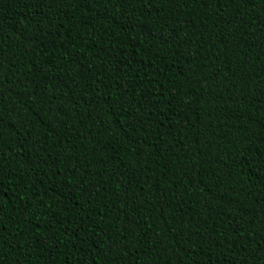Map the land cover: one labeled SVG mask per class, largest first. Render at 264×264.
Segmentation results:
<instances>
[{
  "label": "trees",
  "instance_id": "trees-1",
  "mask_svg": "<svg viewBox=\"0 0 264 264\" xmlns=\"http://www.w3.org/2000/svg\"><path fill=\"white\" fill-rule=\"evenodd\" d=\"M0 264H264V0H0Z\"/></svg>",
  "mask_w": 264,
  "mask_h": 264
}]
</instances>
